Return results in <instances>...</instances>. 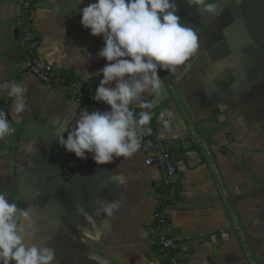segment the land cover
Returning a JSON list of instances; mask_svg holds the SVG:
<instances>
[{
    "label": "crops",
    "instance_id": "crops-1",
    "mask_svg": "<svg viewBox=\"0 0 264 264\" xmlns=\"http://www.w3.org/2000/svg\"><path fill=\"white\" fill-rule=\"evenodd\" d=\"M20 14V0H0V28L16 27ZM30 19L40 41L38 56L67 84H44L19 65L0 62V264H164L151 238L163 169L146 166L151 148L135 134L133 120L122 119L130 136L70 182L40 139H21L27 118L59 125L77 102L70 93L75 83L129 102L169 146L180 190L169 232L182 264H264L260 51L250 47L231 54L214 27L171 53L176 78L198 59L179 85L213 143L223 185L205 143L196 142V149L189 143L198 127L169 77L111 0H32ZM163 87L173 99L151 112ZM103 114L116 118L100 104L81 103L68 141L80 143L85 134L75 131Z\"/></svg>",
    "mask_w": 264,
    "mask_h": 264
},
{
    "label": "water",
    "instance_id": "water-1",
    "mask_svg": "<svg viewBox=\"0 0 264 264\" xmlns=\"http://www.w3.org/2000/svg\"><path fill=\"white\" fill-rule=\"evenodd\" d=\"M111 1L134 32L144 41L169 77L173 88L198 127L199 135H191L189 143L193 149L197 147L196 142L205 143L224 185L221 169L212 151L213 143L207 138L194 116L179 85L198 59L192 61L177 78L171 72L169 61L171 53L180 43L187 47L214 27L218 29L217 32H221L231 54L256 47L264 57V0ZM21 33L22 30L17 25L0 28V62L9 60L26 71L25 56L20 45ZM61 95L65 97L64 94ZM171 99L173 95L167 87H163L151 101L150 111H156ZM80 108L81 103L75 102L58 126L52 125L49 119L41 121L38 117L27 118L21 133L23 141L40 139L43 142L48 155L62 169L61 176L66 182L81 175L133 133L123 120L109 119L107 114H103L96 122H89L80 131H75L76 136L85 134V137L80 143L72 144L66 137ZM225 189L228 199L233 203L232 195L226 185ZM234 212L238 224L243 228L235 207ZM245 237L255 256L246 234ZM256 264H259L258 260Z\"/></svg>",
    "mask_w": 264,
    "mask_h": 264
},
{
    "label": "built area",
    "instance_id": "built-area-1",
    "mask_svg": "<svg viewBox=\"0 0 264 264\" xmlns=\"http://www.w3.org/2000/svg\"><path fill=\"white\" fill-rule=\"evenodd\" d=\"M21 14L15 24L22 30L20 45L25 56L27 70L23 74L36 75L42 83L64 87L66 79L57 69H53L38 56L39 39L35 36L30 19L32 0H20ZM74 101L95 102L109 110L114 117L133 120L135 134L151 148V154L146 158L148 167L158 165L163 169L162 195L157 201V207L152 215L151 238L162 253L164 264H182L178 253L177 239L169 232L171 213L180 207L179 178L176 166L171 161L169 146L157 139V135L149 117L137 111L127 101H120L115 95L108 94L94 86L75 83L70 87Z\"/></svg>",
    "mask_w": 264,
    "mask_h": 264
}]
</instances>
